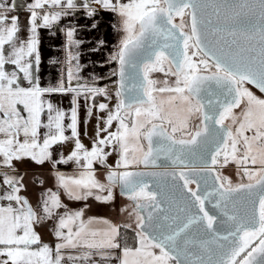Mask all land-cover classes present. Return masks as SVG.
<instances>
[{
	"label": "snow or ice",
	"instance_id": "6c2138e0",
	"mask_svg": "<svg viewBox=\"0 0 264 264\" xmlns=\"http://www.w3.org/2000/svg\"><path fill=\"white\" fill-rule=\"evenodd\" d=\"M16 7L0 0V264H264V0H30L26 26ZM102 14L118 40L92 63L114 67L85 76ZM44 30L64 35L48 86ZM25 161L55 181L35 205ZM117 195L124 223L88 214Z\"/></svg>",
	"mask_w": 264,
	"mask_h": 264
},
{
	"label": "crops",
	"instance_id": "0c3cea01",
	"mask_svg": "<svg viewBox=\"0 0 264 264\" xmlns=\"http://www.w3.org/2000/svg\"><path fill=\"white\" fill-rule=\"evenodd\" d=\"M13 0H8L9 6ZM30 2V0H15V3H17V7L13 14H17L20 16V22L22 25L26 26L27 25V17L28 13L24 9V5ZM19 7V8H18ZM101 24L99 26V30L96 32H82L81 36L84 38H95V37H101L105 39L108 42V47L104 48L101 52L99 53H92L88 51V49L91 47V45H84L83 51L84 55L82 56V62L83 63H88V68L85 70L84 75L87 76L89 73H96L97 75H106L109 71V67H114L112 66H106L104 68H99L97 66H94L92 62H99L105 59L107 53L111 50L112 46L117 42L118 40V35L117 33L110 27L111 23L113 22V17L109 16L108 14H102L101 17ZM68 21H64L62 23H67ZM76 23L78 24H85L87 21H85L82 17H77L76 18ZM41 38H42V43H41V54H42V64L40 66V75H41V86H48L49 84L55 83V81L58 78V75L60 74L62 70V65H52L48 63V60L50 58H57V57H62L63 53L58 50L59 46L62 44L64 40V35L63 33L57 34L56 37H51L46 30L42 31L41 33ZM7 70H15V67L12 65H7L6 66ZM115 79V78H113ZM104 83H109L111 84V81L104 80L101 81L100 84L101 86ZM24 84L26 85L27 82L25 81ZM58 102H62V105L65 108H68L69 105V98L68 97H61L58 96L57 98ZM61 171H70L71 169L68 166H59ZM18 169L20 173L24 175V183L27 187V184H32L35 182V174H39L41 172H48L52 174V169L51 166L46 164L43 166L40 165H35L33 163H30L28 161H25L23 163L18 164ZM27 180H31L32 182H28ZM27 183V184H26ZM33 185V184H32ZM30 186L31 194H34L33 191V186ZM35 195V194H34ZM27 196V195H26ZM29 198V197H28ZM37 199L39 197L37 196ZM32 203L33 201L30 200ZM34 204V203H33ZM40 231H43L39 229ZM42 233V232H41Z\"/></svg>",
	"mask_w": 264,
	"mask_h": 264
},
{
	"label": "rangeland",
	"instance_id": "374dc122",
	"mask_svg": "<svg viewBox=\"0 0 264 264\" xmlns=\"http://www.w3.org/2000/svg\"><path fill=\"white\" fill-rule=\"evenodd\" d=\"M81 116H82V118L84 117L83 110L81 111ZM95 127H96V120H95V117H93L92 119H90L88 121V123L82 124L81 131H82V133L83 132H87L88 136L90 137V136L94 135ZM87 142H88V139L85 138V143H87ZM64 150L67 151V148H65ZM51 175L52 174L48 173V172H41L39 174H35L34 175L35 176V182L32 183L33 185L26 183L27 184V187H26L27 190L23 194L27 195V197H29V199L33 201L34 205L37 203V201H38L37 196L40 197L41 191L44 188H49L50 187V186H44V183H43V185H41L39 183V181H41V180L43 181L42 178L44 176H48V178H49V177H51ZM27 181L30 182V183L32 182L31 180H27ZM29 185H32L34 187L33 191H34L35 195L31 194V192H30L31 190H29L30 189ZM54 187H55V182H54ZM54 187H51V188H54ZM40 229L43 230L41 232H42V235L44 236L45 240H51L52 239L50 231H49V225L42 226Z\"/></svg>",
	"mask_w": 264,
	"mask_h": 264
},
{
	"label": "flooded vegetation",
	"instance_id": "af4514ba",
	"mask_svg": "<svg viewBox=\"0 0 264 264\" xmlns=\"http://www.w3.org/2000/svg\"><path fill=\"white\" fill-rule=\"evenodd\" d=\"M225 174L231 175L232 179L235 181V179L237 180L238 178L235 175V170H231V171H226ZM43 177V176H42ZM43 182H44V186H50V187H54V177L51 175V177L48 178V176H44L43 178ZM67 203L70 204V206H77L74 205L72 202L67 201ZM92 206L90 211L88 212L89 215H97V216H101V217H105L106 216V209L104 208L103 205L98 204L96 202H91ZM127 219V217H126Z\"/></svg>",
	"mask_w": 264,
	"mask_h": 264
},
{
	"label": "water",
	"instance_id": "95a60500",
	"mask_svg": "<svg viewBox=\"0 0 264 264\" xmlns=\"http://www.w3.org/2000/svg\"><path fill=\"white\" fill-rule=\"evenodd\" d=\"M16 5L18 4L16 3ZM126 203L128 202L126 201L124 197L117 195V199L112 205H108V206L103 205L107 211L105 217L110 218L114 222H117V223H121V224L124 223L126 221V215L121 214L119 212V209L121 207H124Z\"/></svg>",
	"mask_w": 264,
	"mask_h": 264
},
{
	"label": "trees",
	"instance_id": "16d2710c",
	"mask_svg": "<svg viewBox=\"0 0 264 264\" xmlns=\"http://www.w3.org/2000/svg\"><path fill=\"white\" fill-rule=\"evenodd\" d=\"M129 235L131 236V233Z\"/></svg>",
	"mask_w": 264,
	"mask_h": 264
}]
</instances>
